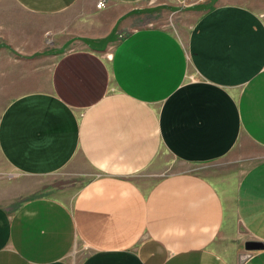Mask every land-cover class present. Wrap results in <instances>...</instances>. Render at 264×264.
Returning a JSON list of instances; mask_svg holds the SVG:
<instances>
[{"label": "crops", "instance_id": "0c3cea01", "mask_svg": "<svg viewBox=\"0 0 264 264\" xmlns=\"http://www.w3.org/2000/svg\"><path fill=\"white\" fill-rule=\"evenodd\" d=\"M230 1L181 35L169 0H0V264H264V20Z\"/></svg>", "mask_w": 264, "mask_h": 264}, {"label": "rangeland", "instance_id": "374dc122", "mask_svg": "<svg viewBox=\"0 0 264 264\" xmlns=\"http://www.w3.org/2000/svg\"><path fill=\"white\" fill-rule=\"evenodd\" d=\"M172 4L171 6L175 8L182 7V10L174 11V12H169V15L167 18L161 19V23L165 24L167 27L172 29L173 31L185 35L191 26V23L195 20L198 10L203 9V0H191L192 5L191 8L195 9L191 11L186 10V6L183 3V0H169ZM230 2H235L238 4H241L243 6H246L258 13V15L264 20V0H231ZM170 5V4H169ZM0 93H4V91H0ZM10 98L7 97H0V105H4L8 102ZM174 165L181 167V164L179 163H174ZM72 166L66 168L63 172H60L58 174H53V175H48L46 177H31V176H22V175H17L16 180L11 181L10 185H13V187H17L20 189L27 188L28 190L34 189L35 191L37 190H42L44 187H54L58 184H61L62 181H69L71 182L73 179L72 174H71V169ZM80 168L84 169L87 172V175L81 176L80 179H76V184L78 180L81 183H84L87 181L91 176L95 175L93 171H91L85 163L80 162ZM183 167V166H182ZM0 168L2 170H9V166L5 163L4 160L0 159ZM10 186H5L4 189L8 188ZM12 187V186H11ZM41 187V189H40ZM35 193H25L21 195H17V198H22L26 196H31Z\"/></svg>", "mask_w": 264, "mask_h": 264}, {"label": "water", "instance_id": "95a60500", "mask_svg": "<svg viewBox=\"0 0 264 264\" xmlns=\"http://www.w3.org/2000/svg\"><path fill=\"white\" fill-rule=\"evenodd\" d=\"M245 248L248 250L264 249V241L248 240L245 242Z\"/></svg>", "mask_w": 264, "mask_h": 264}, {"label": "built area", "instance_id": "2783aa9c", "mask_svg": "<svg viewBox=\"0 0 264 264\" xmlns=\"http://www.w3.org/2000/svg\"><path fill=\"white\" fill-rule=\"evenodd\" d=\"M107 5V0H98L96 6L98 8H102V7H105Z\"/></svg>", "mask_w": 264, "mask_h": 264}]
</instances>
